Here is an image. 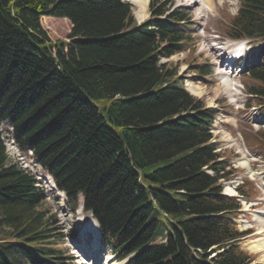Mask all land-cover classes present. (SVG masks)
Listing matches in <instances>:
<instances>
[{
  "label": "trees",
  "instance_id": "16d2710c",
  "mask_svg": "<svg viewBox=\"0 0 264 264\" xmlns=\"http://www.w3.org/2000/svg\"><path fill=\"white\" fill-rule=\"evenodd\" d=\"M173 4L150 0L151 18L138 23L125 0H0V264L66 258L44 188L6 151L7 119L69 205L82 195L120 260L252 262L236 223L242 204L223 194L235 171L213 142L218 110L159 63L189 38L173 26L189 21ZM50 16L70 20L67 48L43 28ZM227 30L264 41V0H239ZM260 59L244 76L262 105L264 48ZM258 136L264 156V129Z\"/></svg>",
  "mask_w": 264,
  "mask_h": 264
},
{
  "label": "rangeland",
  "instance_id": "374dc122",
  "mask_svg": "<svg viewBox=\"0 0 264 264\" xmlns=\"http://www.w3.org/2000/svg\"><path fill=\"white\" fill-rule=\"evenodd\" d=\"M170 1L174 2L173 7H181L184 9L182 11L188 14L189 21L173 22V26L187 34L189 38L184 44V49L169 58H162L159 63L175 71L179 81L184 82L185 88L192 95L201 98L208 106L218 110L211 128L213 142H216L217 151H220L222 157L229 161L235 171L230 180L223 182V193L230 197L236 196L242 203L236 223L240 230L247 229L252 232L240 243V246L252 254L255 258L253 264H257L262 253L252 251L248 243L257 236L255 231L264 222V215H262L264 214V203H262L264 201V156L263 146L258 136L264 129V105H258L247 93V79L244 75L251 67L260 63L259 55L264 48V41H250V44L246 45L244 63L247 65L233 68L235 77L231 80L230 88L225 84V79L221 78V72L223 69L226 70L228 65L224 60L228 57L222 58L221 64L224 63L220 67L217 64L218 53L220 51L223 53L228 44L233 43L227 27L238 10L239 0H224L221 3L219 0H210L212 7L207 4V0H197L195 5L194 0ZM137 8L133 4L135 21L143 23L151 18L149 3L148 10L142 18L136 15ZM41 23L53 42L64 41L66 48L70 45L69 35L72 24L68 18L42 17ZM200 68H204L203 71H200ZM6 127L8 128V124L2 123L1 129L10 160L34 174L40 187L44 188L46 201L42 207L49 209L54 217L55 226L59 227L58 239L63 250L62 255L66 257L59 260L60 264H96L98 259V264H127L128 258L120 260L118 254L103 244L101 238L96 239L94 230L92 233L85 232L83 239L79 224L81 219H85L89 214L82 205L77 209L69 205L67 196L63 191L53 188L47 170L38 163L32 152L29 149L21 150L8 139L5 134ZM242 159H248L250 167L241 165ZM242 185L245 186L248 196H242L239 190L237 191V187ZM230 187L235 192L229 193ZM79 199L82 202L81 196ZM90 221L85 226H88ZM91 224L96 227L94 222ZM92 226H88L87 230L92 229ZM77 243H82L83 246ZM89 244L93 249L89 247Z\"/></svg>",
  "mask_w": 264,
  "mask_h": 264
},
{
  "label": "bare ground",
  "instance_id": "6f19581e",
  "mask_svg": "<svg viewBox=\"0 0 264 264\" xmlns=\"http://www.w3.org/2000/svg\"><path fill=\"white\" fill-rule=\"evenodd\" d=\"M129 1H131L133 4H135L138 8V11L136 12V15H138L139 16V18H142L145 14H146V12H147V8H148V3H149V0H129ZM207 2V4L210 6V7H212V4H211V2H210V0H207L206 1ZM219 2L221 3V2H224V0H219ZM193 4L195 5V4H197V0H194L193 1ZM194 8V7H193ZM204 11V10H203ZM213 47V46H212ZM218 50V49H217ZM219 51H220V49H219ZM215 54V53H214ZM225 52H219L218 53V57H219V60H218V63L217 64H219L218 66H220V67H222L223 66V63L224 62H228L227 60H224V62H222V64H221V60H222V58H224L225 57ZM229 60H233V59H229ZM234 65V64H233ZM246 66L247 65V63H243V64H240V66ZM226 69V68H225ZM234 70V69H233ZM235 71V70H234ZM235 72H232V73H230V71H228V70H224L223 69V71L221 72V78L222 79H225L224 81H225V84L228 86V87H232L231 85H232V83H231V80L233 79V77H235L234 74ZM220 74V73H219ZM219 76V75H218ZM234 84V83H233ZM8 124V128H9V130H8V128L6 127V131H5V134L7 135V136H10V137H14V128H13V126H12V123H11V121L9 122V123H7ZM2 125V124H1ZM2 130V129H1ZM21 150H23L22 148H20ZM29 149V151H32L33 152V150L31 149V148H28ZM24 151V150H23ZM246 158V157H245ZM240 164L241 165H243V166H245V167H250L249 166V162H248V159H242V160H240ZM47 170V169H46ZM48 172V171H47ZM48 174L51 176V174L48 172ZM51 178V177H50ZM51 180H52V178H51ZM52 185H53V180H52ZM53 188H54V185H53ZM235 190L233 189V188H229L228 189V192L229 193H232V192H234ZM262 203H264V201L262 202ZM264 213V212H263ZM262 215H264V214H262ZM261 215V216H262ZM90 219H91V221H90ZM94 222L95 224H96V227H93L92 226V224L91 223H89L88 224V226L90 227V226H92V229L90 228V230H87V228H88V226H85V224H87L88 222ZM81 223L79 224V226L81 227V233H82V235L84 236L83 237V239L85 238V232H87V231H90L91 233H92V231L94 230V234L97 236L96 237V239L97 240H99V225H98V223H97V221L91 216V215H89L88 217L86 216V218L84 219V218H82L81 219V221H80ZM263 224H261V227L259 228V229H257V231H255V238H252L251 240H249V243H248V247L250 246V249L252 250V251H260L261 253H262V255H261V258L259 259V261H258V263L257 264H264V222H262ZM86 227V228H85ZM83 228V229H82ZM89 229V228H88ZM97 240H96V242H97ZM95 242V243H96ZM82 244V243H81ZM81 244H78L77 243V245H80V246H83V245H81ZM93 245V244H92ZM89 247L90 248H92L91 247V245L89 244ZM95 247H97L96 245H95ZM93 249V248H92ZM211 250V249H210ZM209 250V251H210ZM79 257V256H78ZM76 259H77V257H76ZM98 261H99V259H98ZM98 261H97V263L96 264H98Z\"/></svg>",
  "mask_w": 264,
  "mask_h": 264
},
{
  "label": "water",
  "instance_id": "95a60500",
  "mask_svg": "<svg viewBox=\"0 0 264 264\" xmlns=\"http://www.w3.org/2000/svg\"><path fill=\"white\" fill-rule=\"evenodd\" d=\"M89 214H91V213H89Z\"/></svg>",
  "mask_w": 264,
  "mask_h": 264
}]
</instances>
